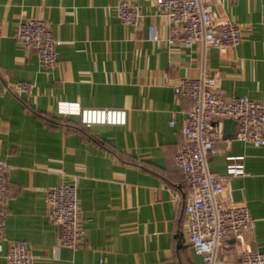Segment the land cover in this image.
<instances>
[{"label": "crops", "instance_id": "obj_1", "mask_svg": "<svg viewBox=\"0 0 264 264\" xmlns=\"http://www.w3.org/2000/svg\"><path fill=\"white\" fill-rule=\"evenodd\" d=\"M132 1L144 16L139 32L120 21L117 0H0V144L11 187L0 264L14 241L28 244L35 264H205L189 243L188 189L175 165L192 102L175 87L218 76L227 98L264 104V0L215 1V20L242 28L224 52L170 44L156 0ZM33 19L63 42L51 71L17 38ZM20 83L34 84L33 94H21ZM60 102L124 109L127 125L83 127L58 114ZM227 157H243L235 164L244 174L229 176ZM208 165L253 219L250 233L216 254L215 264H240L246 246L264 252V147L223 134ZM76 183L83 238L74 251L59 245L46 196Z\"/></svg>", "mask_w": 264, "mask_h": 264}, {"label": "built area", "instance_id": "obj_2", "mask_svg": "<svg viewBox=\"0 0 264 264\" xmlns=\"http://www.w3.org/2000/svg\"><path fill=\"white\" fill-rule=\"evenodd\" d=\"M216 0H156L157 13L171 26L170 44H201L224 52L241 42L242 28L231 22L218 23L214 17ZM116 13L124 25L136 32L141 30L143 14L132 0H117ZM17 38L38 55L42 68L51 71L58 64L59 49L63 42L54 37L43 20L23 22ZM35 86L18 84L21 94L32 95ZM175 94L192 102L182 131L183 145L175 157L176 168L186 180L188 194L183 199L188 218V239L194 252L205 264H215L216 254L228 241L243 238L250 233L253 219L247 206L234 204L226 194L223 180L209 170V159L223 136V123L215 119H232L236 124L235 140L255 147H264V104L247 97L227 98L218 76L183 79L175 87ZM60 116H76L83 127H125L124 109L81 108L79 104L60 102ZM171 127L175 123L172 122ZM243 157H227L229 176L244 174V165L235 164ZM9 166L2 159L0 144V242L6 237L7 204L11 195L8 183ZM48 218L59 229V245L70 250L82 247L83 222L77 183L52 188L47 192ZM240 264H264V252L246 246L240 253ZM8 264H35L33 254L24 241L8 246ZM76 264V263H75ZM97 264H107L100 258Z\"/></svg>", "mask_w": 264, "mask_h": 264}, {"label": "water", "instance_id": "obj_3", "mask_svg": "<svg viewBox=\"0 0 264 264\" xmlns=\"http://www.w3.org/2000/svg\"><path fill=\"white\" fill-rule=\"evenodd\" d=\"M235 122L232 119H227L224 121V139L231 140L235 137Z\"/></svg>", "mask_w": 264, "mask_h": 264}]
</instances>
